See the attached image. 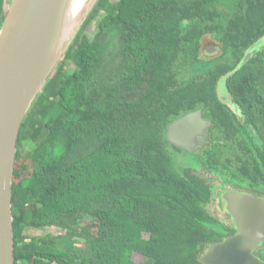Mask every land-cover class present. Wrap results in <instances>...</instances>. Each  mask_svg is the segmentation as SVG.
Segmentation results:
<instances>
[{
  "label": "trees",
  "instance_id": "16d2710c",
  "mask_svg": "<svg viewBox=\"0 0 264 264\" xmlns=\"http://www.w3.org/2000/svg\"><path fill=\"white\" fill-rule=\"evenodd\" d=\"M206 36L222 44L214 61L200 58ZM263 36L264 0H98L20 130L15 264H201L222 237L198 170H264V54L235 71ZM230 70L246 125L218 96ZM198 109L213 122L207 148L170 144L167 124ZM43 229L55 233L29 234Z\"/></svg>",
  "mask_w": 264,
  "mask_h": 264
},
{
  "label": "water",
  "instance_id": "95a60500",
  "mask_svg": "<svg viewBox=\"0 0 264 264\" xmlns=\"http://www.w3.org/2000/svg\"><path fill=\"white\" fill-rule=\"evenodd\" d=\"M98 0L80 21L66 28L70 0H11L0 28V264H15L12 184L22 124ZM66 28V29H65ZM261 46V47H260ZM264 46V36L249 50ZM257 52V51H256ZM200 110L167 125V140L193 152L206 144ZM224 210L237 233L212 243L201 264H264L255 251L264 243V197L223 193Z\"/></svg>",
  "mask_w": 264,
  "mask_h": 264
},
{
  "label": "flooded vegetation",
  "instance_id": "af4514ba",
  "mask_svg": "<svg viewBox=\"0 0 264 264\" xmlns=\"http://www.w3.org/2000/svg\"><path fill=\"white\" fill-rule=\"evenodd\" d=\"M206 38L212 39V41H213L212 43H216V44L204 45V40ZM257 41H255L253 44L248 45L246 48L243 49L244 56L242 57L241 61H239V63L236 65L235 71L242 68L246 63L250 62L252 59L257 58L258 56L261 57L264 54V46H263L259 51L254 53L251 57H248V59L244 62L245 58L247 57L249 50L252 48V46L255 43H257ZM217 53H218V55H217ZM222 54H223V49H222V44L220 42L216 41L212 36H206L203 38L202 46H201V50H200L201 60H204L207 62L210 60L214 61V60L218 59L219 57H221ZM206 56H216V57L211 58L210 60L209 59L206 60L205 59ZM233 73H234V71L230 70L227 73H225L217 81L218 96H219V98H221L223 103L230 109V112H231L232 116L234 117V119H236L237 122H239L240 124L243 123V125H246V117L241 112V108H240L239 104L236 102V99L234 98V94L232 92L233 90H235L236 86H230V81H231ZM259 91L261 92L262 95H264V84H261V87H259ZM198 110H200V109H198ZM198 110H195V111H198ZM200 111L202 112L203 119L208 121L210 125L205 130L206 137L204 138V140L206 141V144L202 147H199L198 149L196 148L193 152L200 150V149L203 152V150L206 149L207 146L209 145V143L212 141L211 129L213 128V122L211 120L205 118L203 111L202 110H200ZM192 112H194V111H192ZM181 150H183V149H181ZM188 152H190V151H188ZM178 161H180V163H181L183 161V158H180ZM198 172L201 173L200 175L202 177L208 179L212 185V198H211V201L206 206V209L209 211L211 216L217 220V224H215L212 228V231L214 232L215 238L217 236L220 238L222 237V240H220V241H223L227 237H231V236L235 235L237 233V229H236V226L234 224L233 216L231 214H229L227 211H225L223 208V206L226 207V205L224 204L225 201L222 199V194L225 192L226 193L240 192V193L250 194V195H254V196L264 197V170L261 174H259L258 178H256V179H248L245 177L244 178L236 177L232 174L230 169H226V175L222 176V177L218 176L214 172L210 173V172L203 171L201 169L198 170ZM209 174L211 176H209ZM219 198L221 200V207H222L221 213L222 214L217 215L216 214V212L218 211L217 209H215L216 212L212 211L214 213V214H212V212L209 209V206L211 205V203L213 202L214 199H217V201H218ZM218 223L224 226L223 231L220 230ZM263 252H264V243H262L261 246L254 253L256 256H258L259 258L264 260Z\"/></svg>",
  "mask_w": 264,
  "mask_h": 264
},
{
  "label": "rangeland",
  "instance_id": "374dc122",
  "mask_svg": "<svg viewBox=\"0 0 264 264\" xmlns=\"http://www.w3.org/2000/svg\"><path fill=\"white\" fill-rule=\"evenodd\" d=\"M92 31L93 30H90V32H91V34H92ZM213 41H212V39H209V38H206L205 40H204V45H208V44H211V45H213V44H216V43H212ZM261 47V46H260ZM263 47V46H262ZM260 50V48L258 47L257 49H256V51H259ZM253 51L254 52H252L250 55H249V57H251L254 53H256V51H255V49H253ZM217 55H218V53H217ZM214 57H216V56H206L205 57V59L206 60H210L211 58H214ZM64 59V57L61 59V61ZM60 61V62H61ZM180 154H182V158L184 159V160H187V162L186 163H183V162H181L180 163V165L181 164H183V167H192L193 168V166H195L196 165V162L194 161V160H192L189 156H187V155H185L184 153H180ZM209 176H211L210 174H209ZM209 209H210V211L212 212V211H215V209H217L218 211L216 212V214L217 215H221L222 213V207H221V200H220V198L218 199V201H217V199H214L213 200V202L211 203V205L209 206ZM212 214H214L213 212H212ZM52 233H55L54 232V230L53 229H43V230H31L30 232H29V234L30 235H37V236H41V235H44V234H52Z\"/></svg>",
  "mask_w": 264,
  "mask_h": 264
},
{
  "label": "bare ground",
  "instance_id": "6f19581e",
  "mask_svg": "<svg viewBox=\"0 0 264 264\" xmlns=\"http://www.w3.org/2000/svg\"><path fill=\"white\" fill-rule=\"evenodd\" d=\"M91 2L92 0H70L66 14V28L73 27L81 20Z\"/></svg>",
  "mask_w": 264,
  "mask_h": 264
}]
</instances>
